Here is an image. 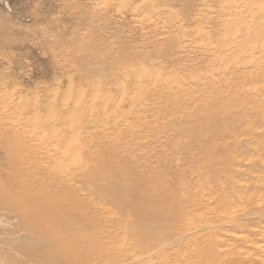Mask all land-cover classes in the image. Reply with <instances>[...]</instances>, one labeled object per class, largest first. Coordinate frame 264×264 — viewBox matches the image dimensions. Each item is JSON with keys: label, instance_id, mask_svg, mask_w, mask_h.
<instances>
[{"label": "rangeland", "instance_id": "rangeland-1", "mask_svg": "<svg viewBox=\"0 0 264 264\" xmlns=\"http://www.w3.org/2000/svg\"><path fill=\"white\" fill-rule=\"evenodd\" d=\"M206 1L208 0H205L203 2V5L201 4V2H199V0H174L172 2H164L161 0H152V2L149 0H0V123L4 122L3 124H12L13 126H16V128H26L27 126H29L28 124L32 125L33 121L35 120H43V118H46L47 115H52L53 112V115L59 113L60 111L65 109L63 108L64 104L61 102L58 103L59 101L54 103L50 100V97L52 98L53 95L60 92H64L67 88L66 85H68L69 82L74 81V86H82L86 89L88 87V90L91 91L93 87H89V83L87 82H89V80L91 81V79L94 78L96 75H86L83 78V82L78 79L81 78L80 73H90V71L93 69V65L87 62L84 58L86 55L89 54V52L103 53L108 50V48H112V51H108V53H111V55L105 57L106 62L101 66L102 71H106L107 74H110L113 69L118 71L119 65L122 64V62L138 63L142 61L143 59H141L140 61L135 59L136 53L138 54L141 48L142 50L144 48H148L149 53L147 54L146 58L150 61H156L158 63L157 66H159L161 62L169 60L172 56H174L175 65H173L172 67L163 68L164 72H168V81L172 80L170 82L166 81L167 83H170L168 85H170L171 88L169 87L165 91H170L169 93L173 94L177 90V96L179 100L175 104H170L168 106L167 111L162 108L158 109L159 106L152 107V109L144 107L143 109H146V114L142 113V116L145 117V120L139 119L138 122L140 120L141 122H148L149 124L147 130L142 129L141 131H138L139 129L135 128L134 130L125 131V134H122L119 137L117 134L118 132H116V130L114 131V127H112L113 125L111 124L113 118L116 117V113L119 117H117L118 119L116 118L115 121H113V124L117 120L119 122L118 124L123 126H121V129L125 127V123H127L128 121L130 123L131 121H137V119L132 116V113L144 111L142 109L143 106L139 105L141 100L139 98L140 96L138 97V101H136V107L128 109L129 111L127 110V107L115 108V106L107 107L106 105H100L98 107L99 110L93 112L94 117L92 116L93 119L89 122L88 125H95V127H91V132L98 131V128L96 129L97 123L104 119L103 121L107 123L105 128L108 129V131L110 129V126L112 128L110 129L111 131L108 132V138L110 140H113V142L115 143L114 145L117 147V150L119 149V145V147L123 148V150L127 151L128 149V153H136L137 158H139V161H144L145 159L147 162L142 163L141 169H149L150 167L155 166V170L153 171V173L149 174L148 177L143 178L144 181L147 179V183H153V181L157 180L156 171L158 170V167H160L161 169H167L169 173H181L183 178V185L179 183V180H177V178H172V181L169 183L168 187L169 191L165 194V200L162 198L158 202H156L158 210L155 212L149 209L150 207H152L151 197H153V195H151V191L144 189L142 191V197L137 196V193L141 192H138L135 189H137L138 187L141 188V184H144V182L136 181V184L134 186H127L129 189L125 186V189L122 188L116 193L119 197L122 198V200L120 201L121 205L118 204V208L115 209L114 207H112L111 209H114L113 211L116 213L112 214H117L118 218H102L101 220H99V224L97 223L96 226H93L92 230L95 229L94 231H92L91 228H89L90 230L86 228L85 221L87 219L88 213H80L79 215L75 214L77 215L75 216V218L71 217L73 221L71 223L68 222L69 225L62 228L63 222L56 217V213H44L46 212L45 209L39 211L33 219L31 226L27 229L25 228L26 230H24L23 223L21 222L20 218L21 216H25L28 218L31 215V213H28L31 201L28 202L22 199V194L24 192L23 189H16L18 187L14 185L11 186L12 181L9 180V174L11 171H13V174H19L18 179H24V177H27L32 174L31 171L28 172L29 170H27V174L19 173L20 167H16L15 164L11 161L9 162V160L3 155L0 149V191H2L4 188H8L6 195H3L0 192V197L3 204L2 208L0 209V254L6 255L10 251L12 253V251L17 250V248H24L25 250L27 249L29 254H32L36 251L37 253H39L40 251H42L39 246H44L47 244L44 242H39L40 239L37 241L33 239L32 233H34L35 231H38L39 233L42 230H46L48 227H54V229H59L60 231L64 229L65 232H70L73 230L74 234H77L78 230H83V235H85L86 237H90V234L93 233H95L94 235L96 236H103L101 241L104 242V246L102 245V247H104L103 249H105L107 246L109 251L106 248V253L104 254V256L100 258L98 257L99 259H97V256L100 255L99 247L97 246V248L95 246L94 251H92V249L89 248L88 245H84V249L86 248L85 250L87 254H89V256H92V252L94 254L92 257L90 256V259L88 256L87 261H84L86 264H142V260L143 262L149 260L148 254L151 252H153V255H150L152 256L151 261L154 259L153 264H173L174 259L166 260L165 262V259L163 257L158 258L159 256L157 257V254L155 253L156 248L160 251L165 249L167 250V252H170L173 249L174 245H179L181 250L187 247L188 241H178L177 237L171 239V241L177 239V241H173L172 244L167 243L169 240L166 242L167 244L163 242L165 238L170 239V236L173 234V229L169 226L162 224L154 225V227L152 226V229H150L149 227H144L143 229H141L139 231V233H141L140 237L149 235L150 240L151 238H153L154 240L153 244H151L152 241L150 242V244L147 245L136 244L137 247H135V249L133 250L130 248L131 245L129 244L133 243L134 240H136L135 230L132 228L131 225L125 223L121 219H123L124 215L127 214L122 212L123 209H125L124 211H132L137 205H139L138 208L141 210L142 213L150 214V216L149 214L144 216L141 219L143 221L147 219L151 221H155L158 219L162 220L161 215L152 213H165V210L168 211V215H170V212L177 214L182 213L184 211L187 213L189 212V210L192 209L196 210L193 211L195 213L206 212V210L201 208L187 207L184 204V200L181 199L185 198L186 196H193L195 192H198L200 195H206L208 193L210 183H214L215 178L218 174V169L222 166V159L219 156L220 151L218 148L210 147L208 139L210 138L211 134L209 135L208 133L212 128L215 127V122H219L221 117L227 118L228 120L232 121V119L241 116V113L237 112L236 109L233 108L236 103L232 98L233 92L241 96V92L237 91V89H240V87L236 86L234 82L230 81L229 75L220 76L219 72L217 76V69L223 67V64L221 62L214 66H210V69H205V64L203 62L205 61V59H207V55L201 53V51L198 50L200 46H198V44H200L199 42L196 45L198 39L194 38V34L187 35L184 33V30L186 31L187 29H189V32H193L195 30V27L193 26L195 25L197 26L196 30L202 28L203 22L199 21V24V22L194 21L191 17L193 15L203 14L202 16H205V18L207 16L210 19L211 17H215L216 19V5L211 4L209 5V7L211 6L209 8L208 4L210 3H206V5ZM153 2L155 4H153ZM138 4L141 5V9L139 8ZM160 5H162L161 8L164 9L163 13L166 11L165 13L169 15H166L164 13L162 14L164 17H162V15L158 16V22L155 21L157 24L155 22L150 23V21L147 19H142L145 18V16L148 17V13H146L147 10H149L148 12H150L152 11L153 6L156 9L160 8ZM134 6H137L135 7L137 9V11L135 12L138 13L132 11L134 10ZM172 9L176 10L173 11ZM212 9H215V11ZM168 10L171 14L168 12ZM151 13L149 14L150 17L148 19L152 17L151 15L153 14ZM175 13L177 15H175ZM169 16L173 17L174 20H172V18ZM161 17L164 19H162ZM221 18H219L217 21H222L224 19L222 18L221 20ZM141 19L143 20L142 23L146 21V24H141V22L139 23V20L141 21ZM177 19L179 20L176 21ZM161 20L164 24H166L163 25ZM153 24L156 25L154 26ZM183 27L186 29H184ZM164 28L166 31L163 30ZM180 28H182L183 30ZM191 28H193V30ZM162 30L166 34H164ZM178 31H180L182 34ZM210 32L212 33L211 40L213 39L212 41L210 40L211 42H215V40L217 41L218 37H222H220V35H222V32H220L221 34L217 31ZM176 35L178 36V38ZM183 37L185 38V40ZM180 38H182L183 41ZM185 41L187 43H185ZM192 41L195 42L192 43ZM81 44H83L84 47L89 46L90 44V47L89 49L84 48L82 50H79V45ZM180 47L183 50H181ZM113 49L115 51L118 49L120 50V52L116 51L117 53H115ZM217 51L218 50H216L215 52ZM233 53L235 52L233 51ZM234 55L235 57L237 56L236 58L234 57L235 59H241V56L243 57L245 54L244 52H237ZM255 56L263 57V55H260L259 53ZM247 61L249 60H245V65L244 62H241L243 68L240 63L239 67L241 66V71L246 70L252 64V61L248 62L249 66L247 67ZM146 65L150 67L149 63H147ZM213 70L214 78L218 79L220 77L221 79L219 78V83L216 85L217 87L208 86L207 89L209 90L210 96L209 94L203 95L196 88V86H194L195 82L193 78L198 73H207L209 71L213 72ZM171 73L173 76L175 75V78L177 77L175 82H177V79L180 77L178 79L179 84L175 82L172 83L175 78L173 76L172 78H170ZM177 73H179V75ZM184 77L188 78V81H185L183 79ZM225 78H227V80ZM224 79L226 82H224ZM227 82H229L230 84H227ZM190 83L193 85H191ZM173 84L176 86V88L173 86ZM133 85L134 84H129L128 88H133ZM186 85L187 87H184ZM188 86L191 87L189 88ZM110 90H112V88L104 87L101 91L109 92ZM183 90L186 91L184 92ZM190 90H192V92H190ZM5 93H7V95H4ZM51 93H53L52 96H49L51 95ZM118 93L119 92L115 91L114 95H117ZM8 94H11V97ZM244 95H242L241 98H243ZM2 96H4L5 98H2ZM148 99V101H150L151 103H156L155 95H152V97H149ZM10 101H12V103ZM25 101L27 103H23ZM32 102L35 104L33 105ZM15 105L17 106L15 107ZM22 105H26L27 107L25 106L23 109L21 108L23 107ZM36 105H43L42 107H39L40 111H38L39 109H34L35 107H37ZM244 105L247 106L246 108H250L255 104L245 103ZM103 106L106 108V110H103L105 109L103 108ZM140 106L142 107L140 108ZM30 107L33 108L31 109ZM18 109H21L20 112L18 111ZM126 110L127 112L125 113ZM119 111L124 112V114L122 113L123 115L120 114V116ZM101 113L103 114V116L107 113V117L105 116L106 119L105 117L100 118L103 117ZM112 114H114L113 117ZM38 115L39 117H42L39 118L37 117ZM131 117L133 118L131 119ZM125 118L127 119V121ZM15 121L17 123H15ZM121 122L124 124H121ZM0 128H2L0 129V136L3 133L2 138L0 137V146L2 142L10 145L12 140L14 139L13 133H7L8 128L5 129L4 127H2V125H0ZM50 129L52 130L54 129V127ZM134 131H137L138 135L136 134V136L131 137L127 144L125 142L126 139H129L131 135H134ZM220 134H225V131L221 132ZM112 135L114 138L112 137ZM124 137H126V139H124ZM10 138L13 139L11 140ZM259 139L264 140V135L260 136ZM137 141L138 143L135 146L133 143H136ZM118 142L121 145L125 146H121ZM139 142L143 144H140ZM96 143V146L93 145L91 147V150L94 152L100 150V152L103 154L106 153L104 149L110 146L109 142L106 141H98ZM130 143L132 144V146L130 145ZM30 144L35 143L31 142ZM14 147L16 148V146ZM62 151H64V148L62 149ZM211 151H214V157H211L209 155ZM75 154L77 157H80L81 155H84V152H81V154L75 152ZM78 154L80 156H78ZM114 154H116V152H114ZM70 155L71 153H69V151L62 152L54 155L52 157V160H58L63 162L62 164L69 165L74 159H76L74 155H72V158ZM68 160L72 161L69 162ZM29 163L30 160L26 162L27 165ZM40 170L41 169H39L38 171ZM198 176L200 177V180H198ZM202 176H205V179L202 178ZM104 180L105 185L100 184L104 183ZM106 181H109V179L101 177L95 187V192H97L95 196V205L98 207V209H101L107 205L112 206V204L108 201L115 193L111 192L112 189L110 191L107 190L106 192L105 187H109V183ZM112 181H116V179H113ZM206 182H208V184H206ZM99 184L102 186H100ZM36 185L37 184L35 183L34 186ZM102 188H104L105 191ZM17 190L18 192H16ZM99 191H104V193L107 194L105 195L103 193V195H99ZM262 192L264 193V190H262ZM129 193L132 194L133 197L125 198L126 194L128 195ZM255 193L256 194L252 198L253 201L256 203L257 206L258 204L264 205V201L261 204L259 203V201H257V199L259 200L260 198H258V195L260 194L259 190H257ZM108 194L109 197L107 196ZM235 195L231 192H227L225 195V201L232 200ZM106 196L107 198H105ZM124 200L128 201L125 205ZM175 201H178L177 208ZM7 204H13L10 210L5 208V206L7 207ZM168 205L171 206L170 210L162 209L159 211V207L167 208ZM224 210H228V208H221L216 212ZM243 211L244 210L239 211L240 219L237 223L241 224L245 231H241L239 233L238 230L235 229L236 232H238V234H242L241 236L244 235V237H246L247 239L251 238L253 240L254 238V240L258 242L259 245H264V207L262 208L260 213H254L253 215L251 213L244 214L242 213ZM120 212H122L123 215H121L122 213ZM123 227H126L127 230ZM219 227V230H222L223 232H226L230 229L228 225L220 224ZM115 228L120 230V232H115ZM125 230L127 234L125 233ZM121 231L123 235L121 234ZM258 231H260V234H258ZM88 234L90 236H88ZM258 235H261L260 237L263 236V239H260V237L258 238ZM114 238L117 240V242ZM222 238L224 242H220L219 246L217 243L216 249H230L231 257H228L225 260L226 264H248L247 262L242 263L238 257L234 256L235 252L240 250L241 247L235 246L231 241L229 242L228 239L225 237ZM168 244L170 245V248ZM161 245L164 246L163 249H159ZM229 246L233 247L230 248ZM235 248L240 249L236 250ZM206 249L211 248L206 247ZM65 251L66 249L57 252L55 250L54 254L61 255L65 253ZM133 251L135 253H139V257L142 256L140 259L141 261H133V259H130V256H132L134 253ZM78 252L79 254H83L82 250H79ZM256 254L259 256L258 252H256ZM18 256L20 257V255ZM261 256L263 257L264 255L261 253ZM139 257L137 254V258ZM255 257L256 255L254 256V258ZM155 258L157 261H155ZM204 258L208 259L205 256ZM210 258H213L212 254L209 255V259ZM100 259L102 260V263ZM161 259H163V262L159 261ZM3 260L4 259L0 257V264H6V262ZM18 261L19 262L15 264L50 263L49 258H47V256H43L40 263L27 262L19 259ZM223 262L224 261L221 258L212 261L213 264H222ZM187 264H205V261L202 260L199 263L192 262Z\"/></svg>", "mask_w": 264, "mask_h": 264}, {"label": "bare ground", "instance_id": "bare-ground-1", "mask_svg": "<svg viewBox=\"0 0 264 264\" xmlns=\"http://www.w3.org/2000/svg\"><path fill=\"white\" fill-rule=\"evenodd\" d=\"M149 1L152 2V0ZM161 1L172 2L174 0H161ZM204 1L199 0V2H201V4L203 5H204L203 3ZM154 2L153 4H155ZM206 3H210L208 4V7L211 4L216 5L217 7V10L215 12L217 15L216 19L215 17H211L210 19L207 16L205 18V16H202L203 14L193 15L191 17L194 21L197 22L201 21L203 22L204 25L202 24V28L201 29L199 28L200 30L199 29L196 30L197 26L195 25L193 26L195 27L194 28L195 30L193 32H189V29H187L188 31L184 30V33L187 35L194 34V38L198 39L196 43V45L198 44V42L200 43L198 44V46L200 45L198 50H200L201 53L207 55L206 56L207 59H205V61L203 62L205 64V69L221 62L223 64V67L222 68L220 67V69L218 68L219 70L216 68L217 71L215 70L217 72V76L219 72H220V76L229 75L230 81L234 82L236 86L240 87V89H237V91L241 92V96L245 94L244 97L241 98V96H239L235 92L232 93V98L236 103V105L233 108L236 109L237 112L241 113V116L232 119V121L228 120L227 118L221 117L219 122L217 121L215 122V127L212 128L208 133L209 135L211 134L210 138L208 139L210 147L218 148L220 151L219 156L222 159L221 162L222 166L221 168L218 169V174L215 178L214 183H210L208 193L206 195H200L198 192H195L193 196H186L185 198L181 199L184 200V204L187 207L201 208L206 210L207 213L206 212L195 213L193 211L196 210L192 209L189 210V212L187 213L183 211L182 213H177V214H174L169 211L170 215H168V211L165 210V213H152V214L161 215L162 220L159 219L155 221L152 220L153 221L152 222L151 220L147 219L143 221L141 219L149 213L147 214L142 213L141 210L138 208L139 205H137L136 207H134L132 211H124L125 209H123L122 212L127 214L124 215V218L121 220L131 225L132 228L135 230L136 240H134L133 243L129 244L131 245V247L130 246L129 247L133 250L135 249V247H137L136 244L147 245L150 244L151 241H152L151 244H153L154 241L153 238H151L150 240L149 235L140 237L141 233H139V231L144 227L145 228L149 227L150 229H152L154 225L163 224L173 229V234L170 236V239L165 238L163 240V242L165 243L168 240L169 241L167 243L169 244L170 243L172 244L173 241H177V239L171 241V239L174 237H177L178 241L179 240L188 241L187 247L183 248V250L180 249L179 245H174L173 249L170 252H167V250L163 249L167 243L166 244L164 243L165 244V245L163 244L164 246L161 245L159 247V249L160 248L163 249L161 251L156 248L155 253L157 254V257L158 256H159L158 258L163 257L165 259V262L166 260L174 259L173 264H187L192 262L199 263L202 260H204L205 264H213L212 263L213 260L221 258L224 261L222 264H226L225 260L228 257H231L230 249L227 250L216 249L217 243L219 246L220 242L221 243L224 242L222 237H225L228 239L229 242L231 241L235 246L241 247V249L238 248L240 250L235 248L238 251L235 252L234 256L238 257L242 263L247 262L248 264H264V258H263L264 256L263 257L261 256V253L264 255V245L262 244L259 245V243L256 242L254 238L253 240L249 238L251 239L249 240L246 237H244V235L241 236L242 234H238V232L240 233L241 231H245V230L243 229V226L241 224L237 223L238 220L240 219L239 211L244 210L242 213L244 214L251 213L253 215L254 213H260L262 208L264 207L263 204L262 205L258 204L257 206L252 199L256 194L255 192L259 190L260 194L258 195V198L259 197L260 198L259 200L257 199V201H259L260 204L264 201L263 200L264 193L262 192V190H264V140L259 139L260 136L264 135V0H208L205 2V4ZM140 6L141 5H139V8ZM161 6L162 5L159 6L160 8H156V9L152 8V11L150 12H148L149 10H147V12L145 11L146 13H148V17L145 16V18L142 19L145 20L147 19L150 21V23L151 22L153 23L155 21L158 22L159 19L158 16H161L166 12L165 11L163 13L164 9H162ZM135 7L137 6H134V10H132L133 12L137 11ZM175 10L176 9H174L173 11ZM212 10L215 11V9ZM150 13L153 15H151L152 17L148 19L150 17L149 15ZM175 15L177 14L175 13ZM162 17L164 16L162 15ZM221 17L224 19L222 20ZM171 18L172 20H174L173 17ZM219 18H221L222 21H217ZM142 19L141 21L139 20V23L141 22V24H144L146 21L142 23L143 21ZM178 20L179 19H177L176 21ZM165 24L163 23V25ZM191 29L193 30V28ZM163 30H165V28ZM210 31H217L218 33L222 32V35H220V37L221 36L222 37L219 38L217 36L218 37L217 41L215 40V42L214 41L211 42L213 39L211 40L212 33ZM164 34L166 33L164 32ZM193 42L195 41H192V43ZM185 43L187 42L185 41ZM89 47L90 44L89 46H85V47L83 44H81L79 45L80 48L79 50H82L84 48L89 49ZM181 47L180 49L183 50ZM111 49L108 48V50H106L103 53L89 52V54L84 57L87 62L93 65V69L90 71V73H84V72L80 73L81 78L78 79L83 82V78L86 75L87 76L96 75L94 78L91 79V81L89 80V82H87L89 83L88 84L89 87H93L91 91L88 90V87L86 89L83 88L82 86H74L73 84L74 81H73V82H69L68 85H66L67 88L64 92L57 93L53 95L52 98L50 97V100L53 101L54 103L57 101H59L58 103L60 102L63 103L64 104L63 108H65L64 110L60 111L55 115H53L54 114L53 112L52 115L51 114L47 115L46 118H43V120L40 119L36 121L34 119L35 121H33L32 125L28 124L29 126H27L26 128L24 127L16 128V126H13L12 124L11 125L13 127L7 123L3 124L4 122L0 123V125H2V127H4L5 129L8 128L7 133L12 132L14 137V139L10 138L11 140L13 139L10 145L2 142L0 149L3 155L9 160V162L10 161L13 162L16 167H20L19 173L27 174L28 172L31 171L32 174L27 177H24V179L23 178L18 179L19 174H13V171H11L9 174V180L12 181L11 186L14 185L18 187L16 189H20V190L23 189L24 192L22 194V199L28 202L31 201L30 202L31 205L28 211V213H31V215L28 218L25 216L24 217L21 216L20 218L21 222L23 223L24 230H26L31 226V223L33 222V219L35 218L36 214L43 209L46 210V212L44 213H56V217L63 222L62 228L68 226L69 225L68 222L71 223L73 221L71 217L75 218V216L79 215L80 213H88L87 219L85 221L86 228L87 229L91 228L92 230L93 226H96L99 220H101L104 217L106 218L111 217L110 219H113V217L118 218L117 214L114 215L116 213L113 211L114 209L112 210L111 208L114 207L116 209L118 208V204L121 205L120 201L122 200V198L119 197L116 193L122 188L125 189V186L126 187L130 185L134 186L136 184V181H143L144 184H141L142 187L141 188L138 187L137 189H135L138 192H141V193H137V196L142 197V191L144 189L150 190L151 195H153V197H151L152 207H150L149 205L150 207L149 209L155 212L158 210V206L156 202H158L162 198L165 200V194L169 191L168 187H169V183L172 181V178H177V180H179V183L183 185V178L181 173H169L167 169L165 168L161 169L160 167H158V170L156 171L157 180L153 181V183L151 182L147 183V179H146L145 180L146 183H145L143 178L148 177L149 174L153 173V171L155 170V166L150 167L149 169H141L142 163L147 162L145 159L144 161H139V158H137L136 153L134 152L128 153L127 152L128 149L127 151L123 150V148H120L119 145H118L119 149L117 150V147L114 145L115 143L113 142V140H110L108 138V132H110L111 131L110 129L112 128L110 125H109L110 126L109 131L108 129L105 128L107 123L103 121L104 119L103 120L101 119L102 121L97 123L96 129L98 128L97 130L99 132L90 131L91 127L93 128L95 127V125L91 126V124L90 125L88 124L94 117L93 112L98 111L99 110L98 107L100 105H106L107 107L115 106V108L127 107L128 110L136 107L137 105L136 101H138V97L140 96L139 98L141 100L139 105L143 106V107L140 106V108L142 107L143 109L144 107H146L152 109V107L159 106L158 109L162 108L167 111L168 106L170 104H175L179 100L177 96L178 93L177 90L176 92L174 91L175 93L173 94H170L169 93L170 91L169 92L165 91L170 87V85H168L170 83L166 82L168 81L169 78L168 72H164L163 68L172 67L173 65H175L174 56H172L169 60H165L161 62V64L157 66L158 63L156 61L154 60L150 61L149 59L146 58L147 54L149 53V49L144 48L142 50L141 48L138 54L136 53L135 59L139 61L143 59L142 61L138 63L122 62V64L119 65L118 71L113 69L110 72V74H107L106 71L101 70L102 69L101 66L106 62L105 57L111 55V53H108L109 50L112 51ZM216 50H218L219 52L218 51L215 52ZM116 51L120 52V50L118 49ZM116 51L115 53H117ZM233 51L235 53L244 52L245 55L243 57L241 56V59L240 58L235 59L237 56L235 57L234 55L235 53H233ZM258 53L260 55L262 54L263 57L255 56L256 54L258 55ZM247 59L249 60L247 61V67L249 66L248 62L252 61V64L249 63L251 64L250 67L247 68L246 70L241 71L240 70V67L242 66L241 62H244L245 65L246 64L245 60ZM147 63L150 64V67L146 65ZM240 63L241 66L239 67ZM177 74L179 75V73ZM213 74H214V70L213 72L209 71L207 73L204 72L200 74L198 73L193 78L195 82L194 86H196V88L203 95L209 94V90L207 89L208 86H216L219 83L218 80L220 77L218 79L214 78ZM172 76L173 75L171 73L170 78H172ZM173 77L175 78V75ZM176 78L175 80H173L172 83L176 81ZM178 79L177 82L175 83H178ZM183 79L185 81H188L187 80L188 78L186 77H184ZM225 79L227 80V78ZM225 79L224 82H226ZM228 83L229 82H227V84ZM129 84H134L133 88L129 89L128 88ZM187 85L184 87H187ZM173 86L176 88L174 84ZM104 87H110L112 88V90H110L109 92H105V91L103 92L101 90ZM115 91L119 93L117 95H114ZM183 91L185 92L186 90ZM190 92H192V90H190ZM7 93H5L4 95H7ZM52 94L53 93H51V95L49 96H52ZM8 95H10L11 97V94ZM152 95L153 96L155 95L156 103H151L150 101H148L149 100L148 98L152 97ZM3 97L4 96H2V98ZM10 102L12 103V101ZM23 103H27V102L25 101ZM245 103H254L255 105L251 106L250 108H246L247 106L244 105ZM34 104L35 103H33V105ZM16 106L17 105H15V107ZM25 106L21 108L24 109ZM36 106L37 107H35L34 109L38 110L39 107H42L43 105L41 106L36 105ZM103 108L105 107L103 106ZM20 110L21 109H18L19 112ZM103 110H106V108ZM127 110L125 111V113L127 112ZM143 110L144 111L142 112H136V113L133 112L132 116L136 118L137 121L136 120L135 122L131 121V123L128 121L127 123H125L126 125L123 129H121L122 125H119L118 124L119 122L117 120L113 124V121H115V119L119 117L117 116V113L114 112L116 113L115 114L116 117L114 116L115 118H113L111 124L113 125L112 127H114V131L116 130V132H118L117 134L119 137L122 134H125V131L134 130L135 128H138L139 129L138 131H141L142 129L147 130L149 123L141 122V120L145 118L142 116V113L146 114V109ZM38 111H40V109ZM120 111H119V115L120 114L123 115L124 112H120ZM107 113L104 114V116L102 114L103 117L100 118H104L107 115ZM113 115L114 114H112V117ZM37 117H39V115ZM41 117L42 116H40L39 118ZM133 117H131V119ZM139 119L141 120L138 122ZM15 123L17 122L15 121ZM121 124L124 123L121 122ZM52 127H54V129H52L53 131L50 129ZM224 131L225 134L221 135L220 133ZM137 133H138L137 131L135 132L134 135H131L130 133L131 136L129 135L130 136L129 139H126V137H124V139H126L125 142L128 144L131 137L136 136ZM2 134L0 136L1 138H2ZM98 141L109 142L110 146L104 149L106 153L103 154L100 152V150H97L95 152L91 150V147L97 144L96 142ZM31 142L35 144H30ZM137 143L138 141L133 144L136 146ZM139 143L143 144L141 142ZM130 145L132 146L131 143ZM14 146H16V148ZM63 148L64 151H62ZM67 151L71 153L70 155L71 158L72 155L75 154V152L80 154L81 152H84V155L80 156L78 154V156L80 157H77L75 154L74 156L76 157V159H74L73 161L71 160L72 162L68 160L69 162H71V164L69 165L62 164L63 162L58 160L56 161L52 160V157L54 155ZM114 152H116V154H114ZM209 155L211 157H214L213 156L215 155L214 151H211ZM29 160L30 163L27 165L26 162H28ZM39 169L41 170L38 171ZM27 170L29 171L27 172ZM101 177L109 179V181H106L109 183L108 185L109 187L108 188L105 187L106 192L107 190L110 191L112 189L111 192H114L115 194L108 201L112 204V206L109 205L104 207L102 206L103 208L98 209V207L95 205L96 204L95 196L97 193L95 192V187L96 184L101 179ZM202 178L205 179V176H202ZM113 179H116V181H112ZM198 180H200L199 176H198ZM103 182L104 183H100V184L105 185V180ZM35 183L37 184L36 186H34ZM206 184H208V182H206ZM102 189L105 191L104 188ZM7 190L8 188H4L0 192L3 195H6ZM104 191H99L100 192L99 195H103ZM16 192H18V190ZM227 192H231L234 195L235 194L237 195H235V197H233L232 200L225 201V195ZM107 196L109 197V194ZM107 196L105 198H107ZM129 197H133V195L130 193L128 195L126 194L125 198H129ZM126 202L128 201H125L124 205L126 204ZM177 202L178 201H175L176 208H177ZM2 206L3 204L0 197V209L2 208ZM12 206L13 204H7V207L5 206V208L10 210ZM170 207H171L170 205H168L167 208L159 207V211L162 209L170 210ZM221 208H228V210L216 212ZM123 213L121 215H123ZM220 224L228 225L230 229L227 230L226 232H223L222 230L220 231L219 230ZM117 228H115L114 231L119 233L120 230H118ZM235 229L238 230V232H236ZM258 232H259L258 234H260V231ZM32 234H33V239H35L36 241L40 239L39 242H44L47 244L44 246H39L42 251H40L39 253H37L36 251L32 254H29L27 249L25 250L24 248H17V250H13L12 253L10 251L6 255L0 254V257L4 259L3 261H5L6 264H15L19 262L18 259L27 262L40 263L43 256H47V258H49L50 261L49 264H57V263L86 264L84 261H87L89 254H87L85 250L86 248L84 249V245H88V247L91 248L92 251H94L95 246L99 247L100 255L97 256V259L103 257L104 254L106 253L105 249L106 248L108 249L107 246L105 249H103L104 247H102V245L104 246L103 244L104 242L101 241L103 236L101 237L100 235L96 236L94 235L95 233H93L90 234L91 236L88 234V236L90 237H86L85 235H83V230H78L77 234H74L73 230L70 232H65L64 229L60 231L59 229H54V227H48L46 230H42L39 233L38 231H35ZM121 234L123 235L122 231ZM260 236L258 235V238ZM262 237H260V239ZM206 247L211 249H206ZM229 247L232 248L233 246L232 247L229 246ZM63 249H66L65 253L61 255L54 254L55 250L57 252ZM79 250H82L83 254H79L78 252ZM256 252H258L259 256L256 254ZM151 253L148 254L149 260H146L144 262L142 260L141 262L142 264H148V263L153 264L154 259L151 261L152 256H150L153 255V252ZM137 254L139 257V253H135V252L133 253V255L131 254L132 256L129 255L130 259H133V261L140 260L142 256L137 258ZM211 254L213 255V258L209 259V255ZM18 255H20V257ZM93 255L94 254L92 252V256ZM255 255L256 257L254 258ZM204 256L208 259H205ZM162 260L163 259L159 261L163 262ZM155 261H157L156 258Z\"/></svg>", "mask_w": 264, "mask_h": 264}]
</instances>
